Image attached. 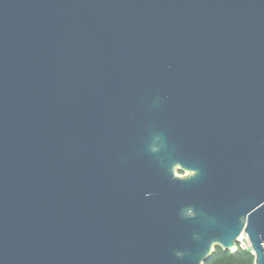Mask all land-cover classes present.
<instances>
[{"label": "water", "instance_id": "95a60500", "mask_svg": "<svg viewBox=\"0 0 264 264\" xmlns=\"http://www.w3.org/2000/svg\"><path fill=\"white\" fill-rule=\"evenodd\" d=\"M243 232L264 264V0H0V264Z\"/></svg>", "mask_w": 264, "mask_h": 264}, {"label": "trees", "instance_id": "16d2710c", "mask_svg": "<svg viewBox=\"0 0 264 264\" xmlns=\"http://www.w3.org/2000/svg\"><path fill=\"white\" fill-rule=\"evenodd\" d=\"M255 256L249 249L225 250L217 245L204 264H254Z\"/></svg>", "mask_w": 264, "mask_h": 264}, {"label": "built area", "instance_id": "2783aa9c", "mask_svg": "<svg viewBox=\"0 0 264 264\" xmlns=\"http://www.w3.org/2000/svg\"><path fill=\"white\" fill-rule=\"evenodd\" d=\"M239 246L244 249H249L251 253L255 256L254 249L251 245V242H250V239L247 233L245 232L241 233V235L238 238L237 246L235 247L233 251H235ZM254 264H256L255 260H254Z\"/></svg>", "mask_w": 264, "mask_h": 264}, {"label": "rangeland", "instance_id": "374dc122", "mask_svg": "<svg viewBox=\"0 0 264 264\" xmlns=\"http://www.w3.org/2000/svg\"><path fill=\"white\" fill-rule=\"evenodd\" d=\"M178 173H181L180 171H178Z\"/></svg>", "mask_w": 264, "mask_h": 264}, {"label": "flooded vegetation", "instance_id": "af4514ba", "mask_svg": "<svg viewBox=\"0 0 264 264\" xmlns=\"http://www.w3.org/2000/svg\"><path fill=\"white\" fill-rule=\"evenodd\" d=\"M183 173V172H182Z\"/></svg>", "mask_w": 264, "mask_h": 264}]
</instances>
